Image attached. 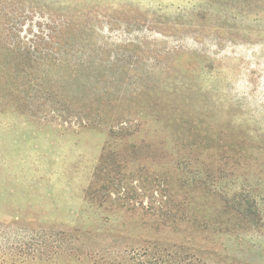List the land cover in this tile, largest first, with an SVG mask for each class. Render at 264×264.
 <instances>
[{"label":"rangeland","instance_id":"obj_1","mask_svg":"<svg viewBox=\"0 0 264 264\" xmlns=\"http://www.w3.org/2000/svg\"><path fill=\"white\" fill-rule=\"evenodd\" d=\"M145 117L165 135L179 119L211 171L217 147L242 144L249 167L217 185L242 184L263 219L226 226L214 257L264 264V0H0V264L137 262L141 220L99 208L86 189L110 120ZM153 159L136 175L141 162L130 164L138 204L159 194Z\"/></svg>","mask_w":264,"mask_h":264},{"label":"trees","instance_id":"obj_2","mask_svg":"<svg viewBox=\"0 0 264 264\" xmlns=\"http://www.w3.org/2000/svg\"><path fill=\"white\" fill-rule=\"evenodd\" d=\"M24 52L27 51L21 54ZM92 58L94 60V56ZM175 120L170 121H174L170 135L155 129L156 123L161 121L158 118L110 120L108 138L86 195L94 188V205L99 208L109 206L110 212L116 217L120 215L123 218H118L121 219L133 220L134 217L136 223L137 218L141 220L146 236L140 240L141 245L129 249L137 259L134 264H226L214 257L218 237L234 232L226 226L243 223L247 226L240 225L243 229L254 231L263 219L256 199L242 196L254 195L242 184L232 189V193L217 185V180L224 176L226 170L249 167L243 161L242 144L217 147L213 159L216 168L211 171L205 168L208 152L201 145L191 148L179 133L182 127L180 120ZM193 123L194 120H187L189 131L194 128ZM142 131L143 135H140ZM128 151L138 155L130 158ZM155 155L161 160L159 194L156 197L150 195L153 199L144 205L138 204L134 195H128L127 182L130 181V173L133 174L130 164L141 162L133 175L142 173L157 166L153 162ZM190 164L198 168L192 176L188 174ZM138 209L141 214L135 216L132 212ZM120 225L127 226L122 222ZM201 240L207 244V257L201 250Z\"/></svg>","mask_w":264,"mask_h":264}]
</instances>
